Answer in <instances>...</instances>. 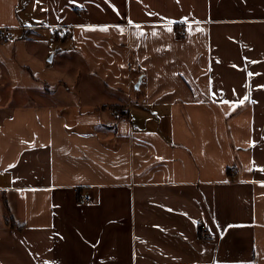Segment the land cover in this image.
<instances>
[{
	"label": "crops",
	"instance_id": "crops-1",
	"mask_svg": "<svg viewBox=\"0 0 264 264\" xmlns=\"http://www.w3.org/2000/svg\"><path fill=\"white\" fill-rule=\"evenodd\" d=\"M0 29V264H264V0H0Z\"/></svg>",
	"mask_w": 264,
	"mask_h": 264
},
{
	"label": "rangeland",
	"instance_id": "rangeland-1",
	"mask_svg": "<svg viewBox=\"0 0 264 264\" xmlns=\"http://www.w3.org/2000/svg\"><path fill=\"white\" fill-rule=\"evenodd\" d=\"M37 32L41 33V31H37ZM42 32H44V31H42ZM49 42H51V41H49ZM52 44H53V47L56 50V53H61V52H64L65 50H67V46H66L67 43H62V42H59V41L56 40V43H52ZM51 55L52 54H49L47 56V58H49ZM70 59H72V58H70L69 55L67 57H66V55H62V56L57 55L54 58V64L56 65V67H58V66H61L64 63H67V66H68L70 61H71ZM72 91H73L72 95L75 97L76 96L75 95L76 90L74 89Z\"/></svg>",
	"mask_w": 264,
	"mask_h": 264
},
{
	"label": "trees",
	"instance_id": "trees-1",
	"mask_svg": "<svg viewBox=\"0 0 264 264\" xmlns=\"http://www.w3.org/2000/svg\"><path fill=\"white\" fill-rule=\"evenodd\" d=\"M109 108L114 111L116 120L127 119V112L123 110L124 108L122 106L112 105V106H109ZM5 222L9 226L14 225L13 219L10 215L6 216Z\"/></svg>",
	"mask_w": 264,
	"mask_h": 264
},
{
	"label": "built area",
	"instance_id": "built-area-1",
	"mask_svg": "<svg viewBox=\"0 0 264 264\" xmlns=\"http://www.w3.org/2000/svg\"><path fill=\"white\" fill-rule=\"evenodd\" d=\"M177 32H178V34L180 36H185L186 29H185V27H179L178 30H177ZM6 35H7V31L4 30V29H0V37L4 38V37H6ZM86 202H87V199H82L80 201L81 204H84ZM203 235H204V237H208L209 236L207 233H203Z\"/></svg>",
	"mask_w": 264,
	"mask_h": 264
},
{
	"label": "snow or ice",
	"instance_id": "snow-or-ice-1",
	"mask_svg": "<svg viewBox=\"0 0 264 264\" xmlns=\"http://www.w3.org/2000/svg\"><path fill=\"white\" fill-rule=\"evenodd\" d=\"M73 2H74V0H73ZM100 30H102V31H106L107 29L106 28H104V29H100ZM171 29H169V31H170ZM249 75H252L251 73H249ZM241 103H243V101H241Z\"/></svg>",
	"mask_w": 264,
	"mask_h": 264
},
{
	"label": "water",
	"instance_id": "water-1",
	"mask_svg": "<svg viewBox=\"0 0 264 264\" xmlns=\"http://www.w3.org/2000/svg\"><path fill=\"white\" fill-rule=\"evenodd\" d=\"M51 59H52V57L50 56V57L48 58V61H51ZM136 87H138V84H136Z\"/></svg>",
	"mask_w": 264,
	"mask_h": 264
}]
</instances>
